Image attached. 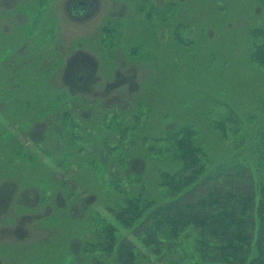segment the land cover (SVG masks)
<instances>
[{
  "label": "rangeland",
  "instance_id": "rangeland-1",
  "mask_svg": "<svg viewBox=\"0 0 264 264\" xmlns=\"http://www.w3.org/2000/svg\"><path fill=\"white\" fill-rule=\"evenodd\" d=\"M76 1L0 0V264H89L119 199L104 181L153 190L167 129L194 127L215 164L264 123V0Z\"/></svg>",
  "mask_w": 264,
  "mask_h": 264
},
{
  "label": "trees",
  "instance_id": "trees-1",
  "mask_svg": "<svg viewBox=\"0 0 264 264\" xmlns=\"http://www.w3.org/2000/svg\"><path fill=\"white\" fill-rule=\"evenodd\" d=\"M250 56L264 69V42L254 40ZM227 118L215 127L238 124L233 112ZM198 135L192 126L167 129L147 148L172 166L158 171L153 190L140 178L132 195L123 178L104 181L119 199L106 206L112 221L98 214L91 219L94 239L82 249L89 264H154L155 258L163 264H264V123L245 147L215 164ZM118 166L124 170L126 162Z\"/></svg>",
  "mask_w": 264,
  "mask_h": 264
},
{
  "label": "flooded vegetation",
  "instance_id": "flooded-vegetation-1",
  "mask_svg": "<svg viewBox=\"0 0 264 264\" xmlns=\"http://www.w3.org/2000/svg\"><path fill=\"white\" fill-rule=\"evenodd\" d=\"M92 7H93V3L88 2L86 0H78L69 6V13L71 14V12H76V10H80L81 12L80 16H74V17H82L84 15L89 14ZM82 78L83 77H79L78 79L80 80Z\"/></svg>",
  "mask_w": 264,
  "mask_h": 264
},
{
  "label": "water",
  "instance_id": "water-1",
  "mask_svg": "<svg viewBox=\"0 0 264 264\" xmlns=\"http://www.w3.org/2000/svg\"><path fill=\"white\" fill-rule=\"evenodd\" d=\"M73 16H80L81 12L80 10H76V12H71Z\"/></svg>",
  "mask_w": 264,
  "mask_h": 264
}]
</instances>
